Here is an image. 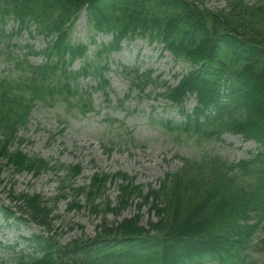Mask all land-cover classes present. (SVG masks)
Instances as JSON below:
<instances>
[{
    "label": "trees",
    "instance_id": "16d2710c",
    "mask_svg": "<svg viewBox=\"0 0 264 264\" xmlns=\"http://www.w3.org/2000/svg\"><path fill=\"white\" fill-rule=\"evenodd\" d=\"M206 2L0 0V30L4 31L6 20L12 17L20 32L34 28L47 43L37 52L44 58L42 64L24 69L26 79L18 88L24 94L14 93L8 79L0 80V174L5 166L35 175L48 168L50 163L43 159L10 150L33 106L60 98L68 102L70 96L78 95L86 113L91 103L83 101L84 94L75 82L93 73L89 47L97 48L96 56L109 55L121 51L123 42L137 39L161 44L175 63L189 65L175 87L164 88L163 97L178 106L183 117L176 124L168 122L172 130L200 141L228 131L258 144L257 154L239 163L238 170L211 169L212 180L201 173L167 176L159 189L142 195L133 179L122 175L117 205L110 208V201L105 202L106 211L119 216L142 195L150 214L157 218L148 229L140 225V204L133 218L115 225L104 219L94 239L62 247L53 236L33 234L27 239L33 252L13 254L16 264H255L236 256L233 239H238V247L245 246L257 225L243 227L240 221L249 220L251 214L264 217V0H229L219 10H209ZM83 12L89 43L75 44L71 32ZM99 36L112 38L98 44ZM77 59L83 66L73 71L70 67ZM94 69L99 77L95 89H107L103 68ZM134 73L135 85L142 90L152 80L137 70ZM190 96L196 106L189 113L184 105ZM70 171L73 176L81 173L78 166ZM246 177L250 187L236 183ZM116 179L118 176L112 178ZM106 181V176L94 175L92 187L87 193L82 190L87 204L95 202L96 193H104ZM24 196L21 200L28 211L2 207L6 220L29 221L47 230L48 213L39 205L38 196ZM99 207L95 205L94 212L99 213ZM0 264L6 262L0 260Z\"/></svg>",
    "mask_w": 264,
    "mask_h": 264
},
{
    "label": "rangeland",
    "instance_id": "374dc122",
    "mask_svg": "<svg viewBox=\"0 0 264 264\" xmlns=\"http://www.w3.org/2000/svg\"><path fill=\"white\" fill-rule=\"evenodd\" d=\"M228 3L229 0H207L205 5L209 10H219L226 8ZM6 21L4 31L0 30V80L8 79L15 88L13 92L22 95L25 92L18 88L26 79L24 69L42 64L44 58L37 52L47 43L34 28L20 32L19 24L12 17ZM88 35L86 13L83 12L72 29L71 42L88 44ZM111 38L99 36L97 42L106 43ZM96 50L90 46L88 51V62L94 61L93 73L75 82L84 94L83 101L91 103V109L82 112V96L78 95L70 96L68 102L60 98L56 102L37 103L11 142V151L20 150L29 158L49 162L50 166L39 175L5 166L0 174V208L22 207L23 211H28L29 207L21 199L24 195L38 196L39 205L48 213L49 225L44 227L49 232L29 221H7L0 211V258L7 264H16L13 254L33 252L26 240L32 234L53 236L62 247L76 240L94 239L104 219L108 225H115L133 218L140 204V225L148 229L149 223L156 222L157 218L150 214L142 195L159 189L167 176L201 173L212 180L211 169H229L232 173L236 169L231 170L232 167L256 153L255 142L227 132L216 140L199 143L196 139L178 137L171 131L167 124L178 122L180 112L160 94L165 85H177L180 76L189 68L185 64L175 65L161 44L137 39L123 42L121 51L109 55L96 56ZM82 66V60L77 59L70 68L77 71ZM94 67L103 68V76L109 81L107 89H95L99 77ZM135 70L143 78L150 76L153 83L143 90L136 86ZM195 104L190 98L186 109L192 110ZM5 162L3 160V164ZM73 166L81 169L79 175L73 176L70 171ZM95 174L106 176L107 181L104 193H96L98 198L89 205L84 196L92 187ZM122 175L133 179L142 195L135 196L133 204L115 216V212L107 213L104 204L110 201V208L117 205L119 186L124 184L120 179ZM116 176L118 179L112 180ZM236 183L250 187L248 180ZM97 204H100L99 213L93 210ZM256 220L259 218L252 214L251 222ZM263 245L264 221L246 249L236 247V256L248 255V260L263 264Z\"/></svg>",
    "mask_w": 264,
    "mask_h": 264
}]
</instances>
